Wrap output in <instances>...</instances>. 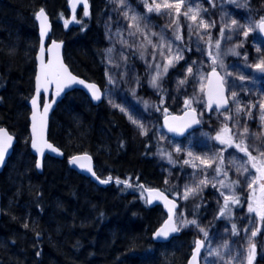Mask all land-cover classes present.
Instances as JSON below:
<instances>
[{
	"label": "trees",
	"instance_id": "16d2710c",
	"mask_svg": "<svg viewBox=\"0 0 264 264\" xmlns=\"http://www.w3.org/2000/svg\"><path fill=\"white\" fill-rule=\"evenodd\" d=\"M68 1L0 0V128L17 138L0 175V264H186L197 231L155 242L153 235L166 213L160 206L149 207L145 196V189L163 185L157 165L170 158L151 155L157 148L153 133L134 138L121 113L106 104L93 106L81 91H73L55 110L49 139L66 153L91 154L99 176L116 177L130 187H100L64 160L50 157L43 174L37 172L30 149L29 101L40 46V8L51 16L52 38L65 42L71 70L101 86L105 82L102 21L109 3L90 0L91 15L81 12L71 24ZM210 4L216 7L217 2ZM137 64L139 95L149 96L145 73ZM205 126L216 134L222 130L213 122Z\"/></svg>",
	"mask_w": 264,
	"mask_h": 264
},
{
	"label": "rangeland",
	"instance_id": "374dc122",
	"mask_svg": "<svg viewBox=\"0 0 264 264\" xmlns=\"http://www.w3.org/2000/svg\"><path fill=\"white\" fill-rule=\"evenodd\" d=\"M107 1L109 3V10L103 16L102 21L103 33L106 40L103 50L104 72L106 76L104 82L106 102L126 117L132 126L135 137L143 135L141 134V129L132 123L133 119L143 124L147 132L149 130H156L157 136L162 141H165L168 135L162 129V119L159 117L161 110L165 106H170L177 109V111H181L186 99L193 101L192 107L201 113L202 126L190 134L185 139L183 145L184 149L188 148V145L191 147L192 144L200 143L203 145L202 151L200 148L191 150L193 156H189V152L187 153V161L190 162V165L199 163V167L194 168V170L188 168L187 172L186 167L183 166L185 170L182 171L181 176L179 174L172 176L170 170L171 166H173L172 163L166 159L162 160V166L168 175L167 189L172 191V188L178 185L182 190L181 197L183 203L177 217V222L181 219L188 221L196 220V225L189 224L185 227L197 229L201 238H204V235L199 231V228L202 227L207 231L208 236L205 240L207 243L202 255V264H226V261L231 257H236L232 261V264H246L244 257L247 255V237L256 226V217L254 214H249L247 210L249 203L248 195L250 194L247 182L252 176L256 175V172L247 162L248 159L243 154H238L236 148L228 147L226 150L223 147L215 145L214 137L217 135L216 131L209 130L205 124L209 125L213 122L217 126H221L222 129L227 126L234 133V137L238 136L244 125H247L249 127L247 143L250 150L256 147L264 149V137L257 140L255 135H253L264 131L261 128L259 120V104L264 103V73L252 67V65L264 59V38L258 29L250 31L247 38L243 36V31L249 25H255L262 18H258V14H264V0H214V2H217L216 7H213L209 0H186L185 8L189 5L194 9L198 7L200 9L198 20L203 18L207 23H214V27L208 30L199 29L200 35L205 37V39L201 40L196 35L195 28H193L192 34H189V25L192 22L186 20L181 15L179 19L181 25L180 34L183 36L182 41L176 39L175 25L172 24V17L167 15L168 10H162L160 14L156 12L150 13L145 7L144 0H125L124 7H120L114 0ZM250 6H253L256 12L248 8ZM126 9H130L129 15L137 14L145 18L140 21V24L142 28L147 25L145 35L153 43H159L160 37L163 36L165 42H171L173 51L177 48L182 50L183 59L176 63L174 67L168 69L167 74L159 81V88H153L149 83L151 77L155 75V68H149L148 65H155L156 63L165 64L167 61L160 57L158 51L156 52V59L153 61L152 53L154 50L147 43L144 36L140 33L134 36L129 35L135 29L128 27L131 21L127 20L123 15ZM233 19L237 21V25L232 26L231 31L225 28V38L221 39L220 29L226 24L231 26ZM240 25H244L245 27L241 28ZM152 33H156L157 35L153 36ZM209 35L212 38L211 47L207 42ZM229 36L231 39H227ZM216 40L220 41V54L217 63L213 65L209 51L213 55L216 54L214 47ZM123 41L127 43H123ZM237 45L242 46L237 47ZM231 48H235L239 55L231 54L228 51ZM109 49H112V51L109 52ZM142 51L145 52L143 59L140 56ZM166 51L167 49L165 48ZM137 62H139L145 73L147 90L150 93L149 96L139 95L142 85L141 72ZM188 67H192L193 75L187 73ZM213 67L219 70L224 77V84L231 108L220 113L213 110L209 117L206 118L204 115L206 111L204 90L208 73ZM240 77H244V79H240ZM185 79L186 83L180 85L179 81ZM202 86L203 91L201 90ZM232 92L237 93L235 98L231 96ZM253 105L255 107H252ZM237 106L241 107L244 111L237 113ZM121 108L125 111H121ZM249 111L252 113L251 118L246 114ZM226 116L230 117V119H225ZM179 149L181 150V148ZM221 152L224 159L223 167L227 171V175H234L240 180L244 188V194H248L246 195L247 204L242 202L235 209V212L233 209L230 216L225 215L223 217L219 215L224 203L221 192L223 191L225 195H231L232 193L229 189L220 188L218 182L224 180L226 183V176H216L214 171L216 165L207 168L201 165L199 160L193 158L196 156L212 157ZM252 153L256 154L255 156L259 155V152L255 150ZM233 160L235 161L234 164L232 163ZM240 165L247 167L249 171L242 174L237 170ZM205 178L209 181L215 180L216 187H213L210 182L207 186H201V192L189 196L185 200L183 198L185 186L193 187L199 183L200 179ZM181 179L184 180L182 181ZM210 189L215 194L212 199L213 201L209 203L210 212L206 213L205 210L202 213L200 209L202 206L206 208L205 197ZM228 223L237 224L238 235L232 234ZM226 224L227 229H225ZM221 227L225 230L224 232L219 230ZM214 228L218 229V236L214 234ZM245 229L249 231L245 232ZM229 234H232V237ZM254 242L258 246L256 264H264V225L261 226V231L254 238ZM224 243L228 244L227 249L222 247ZM217 249L221 252L223 259L216 255H209L210 251Z\"/></svg>",
	"mask_w": 264,
	"mask_h": 264
},
{
	"label": "snow or ice",
	"instance_id": "6c2138e0",
	"mask_svg": "<svg viewBox=\"0 0 264 264\" xmlns=\"http://www.w3.org/2000/svg\"><path fill=\"white\" fill-rule=\"evenodd\" d=\"M70 4L73 6V10L75 9L76 5L78 3H83L84 5V15L87 16L89 15L88 12V4L86 0H69ZM114 2H117L120 7L125 6V0H114ZM211 2V0H209ZM145 7L147 8L148 12H156L157 14H160L162 10H168L167 15L172 17V24L175 25V35L177 40H183V36L180 34V16L183 15L186 20H190L192 23L189 25V34L191 35L193 32V28L196 29V35L199 37V39L203 40L205 39L204 36L200 35L199 29L203 28L204 30H208L211 27H214V23H207L204 21L203 18H200L198 20V17L200 16V9L193 8L192 6H187L186 8L184 7L186 0H144ZM183 8V11H182ZM174 10V11H173ZM130 9H126L123 12L124 17L131 21V23L128 25L129 28L135 29V31L130 32L129 35H136L137 33H140L141 35L144 36L145 40H147V43L151 45L153 48V53H152V59L155 61L156 59V52H159V55L161 58L167 61L165 64H160L156 63L155 65L149 64V68H155V75H153L149 81L150 85L153 88H159L160 84L159 81L163 78L164 75L167 74L168 69L170 67H174L176 63H178L180 60L183 59V54L182 50L177 48L175 51H173V47L171 42H165L163 36L160 37L159 43H153L151 39L148 38L147 35H145V29L147 25H145L144 28L141 27L140 21L142 19H145L144 17H141L137 14H132L129 15ZM75 17H73L74 19ZM37 19L41 20V37L43 38L44 35L46 34V27H45V22L47 21V16L44 12L43 9L40 10V12L37 14ZM67 21L65 22V26H67ZM237 21L233 19L231 21V26L230 25H224L220 29V38L223 39L225 38V28H228L229 31H231L232 26H236ZM241 28H244V25H240ZM258 29L259 32L264 33V17H262L255 25H249L244 31H243V36L247 38L249 35L250 31ZM153 36L157 35L156 33H152ZM227 39H231V37H227ZM207 42L209 43L210 47L212 45V38L209 35L207 38ZM123 43H127L126 41H123ZM242 45H237V47H240ZM60 45L53 43L52 47L48 49V51L51 53L53 52L54 49H58ZM216 49V54L213 55L211 51H209V56L212 59L213 65H215L219 59V50H220V41L216 40L215 45ZM165 48L167 51L165 52ZM112 49H109V52H111ZM146 51V49H145ZM231 54L234 55H239L238 52H236L235 48H231L228 50ZM259 51V49H257ZM43 54H44V49L41 47V72L37 76V96H39L40 88L42 86H45V91H47L46 85L51 84V83H56L57 86V95L60 94V91L63 90V87L67 86L70 83H80L84 84V81L78 80L75 76H73L71 73L68 72V69L66 66H64L62 63H58V67H54L52 61H49L47 65H45L44 60H43ZM145 52L142 51L140 53L141 59L144 58ZM247 59V57H245ZM255 69L259 70L260 72L264 73V59H261L258 63L255 65H252ZM187 73L189 75H193V69L192 67L187 68ZM213 76H216L217 79L219 80V94L218 98L214 101L213 100V91L210 89L208 93V108H212V104L215 102L217 104V107L219 108L223 104H226V100L223 97V91H224V81L222 78L219 77L218 73L216 72L215 67L212 69V74ZM240 79H244V77H240ZM186 83L185 80L179 81L180 85H183ZM211 83V81H209ZM85 87L89 89V91L92 94L93 99L99 100L101 98V93L100 89L96 87L94 84H86ZM201 90L203 91V86L201 87ZM237 95L236 92H232L231 96L235 98ZM192 100L186 99L184 101L185 108L190 109V112L193 116V119L191 122H186L185 117L189 115V111H186L183 117H172L171 119L173 121H180L182 123L176 124V125H169V131L173 132H178V133H183L184 129L186 127H190L191 123H199V120L195 119V109L191 108ZM33 104V133H34V139L32 142V147L37 150V152H41V147L37 143V136H40L42 139V130L44 123L46 121V116L48 109L50 107L49 104H45L44 107V113L40 117V133L37 132V100L34 98L32 100ZM252 107H255L253 105ZM121 111H125L123 108L120 109ZM259 110H260V115H259V120L261 122V128L264 129V103L259 104ZM244 111L241 107L237 106L236 112L240 113ZM250 118L252 116V113L249 111L246 113ZM132 119L131 117H129ZM225 119H230V117L226 116ZM132 123L136 124L137 127L141 129V134L146 135L147 134V129L144 127L143 124H140L137 120H132ZM255 135V138L257 140H260L262 137H264V131L260 133L253 134ZM249 136V127L247 125H244L242 127V130L239 132L238 136H233L231 135V129H229L227 126H225L217 135L214 137V139L220 143L221 145H225L227 147H235L239 152L243 153L245 156H247L248 160L247 162L251 165L253 169H255L256 175L252 176L251 179L247 182L248 189L250 191V196H249V203H248V212L249 214H254L256 217L255 224L256 226L250 231V235L247 237V244L248 247L246 249L247 255L244 257L246 260V264H253V261L256 256V244L254 242V238L257 237V235L261 231V226L264 225V149H260L258 147L253 148L250 150L249 144L247 143V138ZM11 142H12V137L3 129H0V165L3 164L5 155L8 152V149L11 147ZM48 148H50L52 151H56L55 148H52V146L49 144L47 145ZM255 150L259 152L258 156H253L252 151ZM177 152L180 151L179 148L176 149ZM189 156H193L191 152L188 153ZM81 157H75L72 160V163H77L78 160H80ZM84 159H90L88 157H84ZM195 160H199L200 164L203 165L204 167L211 168L213 165H216L214 168V171L216 173V176H227V171L223 167L224 165V159H223V154L222 152L216 155H213L212 157H199L196 156L194 157ZM185 164L190 163L189 161H184ZM232 163L234 164L235 161L233 160ZM196 165L193 164V167ZM37 167H41L40 163H37ZM81 167H84L81 165ZM237 170L239 172L247 173L249 170L247 167L240 165L238 166ZM87 171L92 172V175L95 176V172L92 171V168L89 166L87 168ZM206 175V174H205ZM112 180L111 177H109L107 180H100L101 184H106L109 183ZM212 183L213 187H216V182L215 180L209 181L208 179H200L199 183L196 184L193 187H188L185 186V192L183 198L187 200L189 196L196 195L199 192L202 191L201 186H207L209 183ZM117 184L124 183L126 187H130L131 185L128 184L127 181H120L119 179L116 180ZM220 188L222 189H229L231 191V195H225V193L222 191L221 196L224 198V203L220 209L219 215L221 217L228 215H231V206L233 205H239L240 199L239 197L235 194L234 187L239 184V181H231L230 183H225L224 180H220L219 182ZM142 187V186H141ZM151 192V190H146ZM157 196H160L159 193L156 194ZM165 200L166 206L168 204H171L172 207L168 209L169 211V217L168 221L165 223V225L158 230L155 233V236L157 238L163 237L167 238L169 235V232H176L179 231L181 227H185L189 224L196 225L197 221L196 220H191L188 221L186 219H181L178 223L173 221V209L176 207L175 203L172 201H168L166 197H162ZM148 203H151V200L147 201ZM198 226V225H197ZM27 227V225H25ZM199 227V226H198ZM199 231L203 233L204 235V240L197 239L195 241V247L193 250V254L191 257V260L189 261V264H199V258H200V252L201 249L205 247V240L207 239L208 233L204 228H199ZM245 232H248V229L244 230ZM232 234L233 235H238L239 232L237 230V226L235 223L232 224ZM224 249L228 248V244L224 243L222 245ZM209 255H216L223 259V256L219 249L217 250H212L209 252ZM236 257H231L228 261H226V264H232V261L235 260Z\"/></svg>",
	"mask_w": 264,
	"mask_h": 264
},
{
	"label": "water",
	"instance_id": "95a60500",
	"mask_svg": "<svg viewBox=\"0 0 264 264\" xmlns=\"http://www.w3.org/2000/svg\"><path fill=\"white\" fill-rule=\"evenodd\" d=\"M86 2L88 4V12H89V15H90L91 14L90 2H89V0H86ZM80 8L84 9L83 3H78L74 10H73L72 4H70V2L68 3V9H69V12H70V15H71V22H74L75 18L73 19V17H76V14H77V12H78V10ZM43 10H44V12H45V14L47 16V21L45 22V27H46L47 31H46V34L44 35L43 38L41 37V20L37 19V14L40 12V10L36 13V22L38 24L39 39H40V47H39V50H38L37 56H36V63H37L36 78L41 72V59H40V57H41V47H43V49H44L43 60H44L45 65H47L49 61H52L53 66L54 67H58V63H57V61H58L59 63H62L64 66H66L67 69H68V72L71 73L73 76H75L78 80L84 81V84L70 83L67 86L63 87V90L60 91L59 95H57L56 94L57 93L56 83H51V84L46 85L47 91H45V86H42L40 88L39 96H37V79L35 78L34 95H33L32 99H31V101L29 103V107L31 109L29 132H30V136H31L30 149H31L32 154L36 158V169H37V172L39 174H43V172H44V162H45V159L48 156L56 158V159H63L64 158V153L62 152V150L59 149L57 146H55L52 142H50V140H49V130H50V118H51V115L54 112V110L56 109L58 103L63 100L65 95L68 94L69 92L73 91V90L78 89V90L83 91L93 101V103L95 105H100L102 103V101L104 100V93H103V91L101 89V86L98 83L89 82V81H86L85 79L77 76L76 74H74L71 71L70 67L66 64L65 59H64V46L65 45H64L63 42H59V41H56L54 39H52V40L50 39L51 35L53 33V23H52L51 16L48 13V11H46L45 9H43ZM89 15H87V16H89ZM261 35L264 38V33H261ZM53 43H56V44L60 45V47L58 49H54L53 52L50 53L48 51V49L52 47ZM216 72L218 73L219 77L222 78L223 81H224V77H223L222 73L219 70H216ZM211 74H212V70L208 73V78H207L205 91H204L206 104H208V93H209L210 89L213 91V100L214 101L218 98V94H219V80L217 79L216 76H213ZM209 81H211V83H209ZM86 84H94V85H96V87L98 89H100L101 98L99 100L93 99L91 92L89 91V89L87 87H85ZM42 95H44L46 97V100L44 102V106L43 107H41V102H40V99H41ZM50 96L52 97V99L49 101ZM223 97L226 100V104H223L222 106H220L218 108L217 104L214 102L212 104V108L211 109H209L208 106H207L208 113L213 111V110H216L218 112H222V111H225V110L229 109L230 103H229V100H228V97H227L225 84H224ZM34 98L37 100V109H36L37 120H36V124H37V132L38 133H40V131H41V129H40V117L44 113L45 104H49L50 105V107L48 109V112H47L46 121L44 123L43 130H42V139L40 138V136L36 137L37 143L41 147V150H42V153H43L42 155H41V152H37V150L32 147V142H33V139H34L33 119H32L33 110L34 109H33L32 100ZM186 111H189V115L187 117H185V121L186 122H191V120L193 119V116H192V114L190 112V109H186L180 115L170 114V115H167L164 118L163 127H164V130L168 134L172 135L173 137L182 139V138L186 137L188 134H190V133L194 132L195 130L201 128L202 123H201V120H200V114L198 113V111H195V119L199 120V123H191V126L190 127H186L182 134L178 133V132L169 131V127H168L169 125H176V124L182 123L180 121H173L171 118L172 117H183ZM0 129L5 130L12 137L11 147L8 149V152L5 155V159H4L3 164L0 165V175H1L3 173V171H4V169L6 168V166L8 164V161H9V159L11 158V156H12V154L14 152V147H15V145L17 143V140H16L15 136H13L8 131V129H6V128H0ZM49 144L52 146V148H55L56 151H52L50 148H48L47 145H49ZM85 156L90 158V159H84ZM75 157H81V159L78 160L77 163H72V160ZM37 163H40L41 167H37ZM69 164L75 171L87 176L88 178H91V180L93 182H95L100 187H108V186H110L112 184L111 181L109 183H106V184H101L100 183V180H104V179H101L97 175V173L95 171L94 160H93L92 156L89 155V154H80V155L74 156V157L70 158ZM81 165H83L84 167H81ZM89 166L92 168V171L95 172V176L92 175V172L87 171V168ZM146 190H151V192L146 191ZM146 190H145V193H146V196H147V201L151 200V203H148V205L150 207H154V206L160 205V206L163 207V209L167 213L166 220L164 221V223L162 224V226L158 230H160L165 225V223L168 221V217H169L168 209L172 207L171 204H168L166 206L165 200L162 197H166L168 201H172V202L175 203L176 207L173 209V213H174L173 221L175 222L176 211H177V209L179 207L178 202L176 200L172 199V198H169L161 189L152 188V189H146ZM157 193H159L160 196H157L156 195ZM1 199H2V196H1V192H0V218H1ZM155 233L153 235V240L155 242H168L173 237L177 236L179 234V231L169 232V235H168L167 238H163V237L157 238L155 236ZM202 249H201V252H202ZM201 252H200V256H201ZM192 254H193V252H192ZM256 254H257V252H256ZM191 257H190L189 261L191 260ZM255 260H256V256H255V259L253 261V264L255 263ZM189 261H188L187 264H189ZM199 264H200V258H199Z\"/></svg>",
	"mask_w": 264,
	"mask_h": 264
},
{
	"label": "flooded vegetation",
	"instance_id": "af4514ba",
	"mask_svg": "<svg viewBox=\"0 0 264 264\" xmlns=\"http://www.w3.org/2000/svg\"><path fill=\"white\" fill-rule=\"evenodd\" d=\"M69 2V1H68ZM69 11V10H68ZM81 12H83L84 13V9L83 8H80L79 10H78V13H77V16H76V19H77V17H78V15H79V13H81ZM70 17V16H69ZM76 19L74 20V22L73 23H75V21H76ZM71 23V22H70ZM52 39H54V40H56V41H59V42H63V41H60V40H57V39H55V38H52ZM51 39V40H52ZM64 43V45H65V42H63ZM64 50H65V46H64ZM64 59H65V56H64ZM65 62H66V59H65ZM67 64V63H66ZM68 65V64H67ZM71 69V68H70ZM36 71H37V69H36ZM72 71V70H71ZM73 72V71H72ZM74 73V72H73ZM75 74V73H74ZM78 76V75H77ZM80 77V76H79ZM35 78H36V75H35ZM82 78V77H81ZM104 78H105V80H106V76H105V72H104ZM84 79V78H83ZM86 81H88V80H86ZM89 82H93V81H89ZM95 83H97V82H95ZM99 84V83H98ZM100 85V84H99ZM101 86V85H100ZM206 86V85H205ZM101 89H102V91H103V93H104V100L102 101V103L100 104V105H102V104H106L109 108H111V109H113V110H115L111 105H109L107 102H106V93H105V85H102L101 86ZM34 90H35V79H34ZM73 91H81V90H78V89H76V90H73ZM73 91H71V92H69L68 94H70V93H72ZM205 91V90H204ZM86 97H87V99L91 102V104L93 105V106H100V105H95L94 103H93V101L83 92V91H81ZM226 93H227V89H226ZM68 94H66L65 95V97L68 95ZM33 95H34V91H33ZM204 96H205V93H204ZM33 97V96H32ZM64 97V98H65ZM227 97H228V95H227ZM63 98V99H64ZM32 99V98H31ZM30 99V100H31ZM52 99V97L50 96V98H49V101ZM45 100H46V97L44 96V95H42L41 96V99H40V102H41V107H43L44 106V102H45ZM228 100H229V98H228ZM63 101V100H62ZM61 101V102H62ZM30 102V101H29ZM61 102H59L58 103V105L61 103ZM205 102H206V100H205ZM229 103H230V101H229ZM58 105H57V107H58ZM57 107H56V109H57ZM191 108H193L192 107V105L190 106ZM231 108V103H230V107H229V109ZM29 109H30V107H29ZM55 109V110H56ZM194 109V108H193ZM55 110H54V112H55ZM186 110V108H185V104H183V106H182V108H181V111H177V109H174L173 107L171 108L170 106H165L162 110H161V115L159 116L162 120H161V122H162V129H163V131L166 133V135H168L167 136V139L165 140V141H162L158 136H157V133H156V130H149L148 132H147V134L146 135H143V136H137V137H135V138H142V139H146L147 138V136L148 135H150V133H153V136H154V140L153 141H155L156 143H157V148L155 149V153H153V154H151V155H153V156H157V153H159L158 154V156L159 155H161V154H164V155H167L170 159H169V162H171L172 163V165L173 166H171V175L172 176H174V175H177V174H179L180 176L182 175V171L183 170H187V172H188V168L189 169H191V170H194V168H198L199 167V163H193V164H195L196 166L195 167H193V164L192 165H190V163H188V164H185L184 163V161L185 160H188V158H187V153L188 152H191V150H194V149H198V148H200L201 149V151H202V148H204L203 147V145L202 144H200V143H198V144H192L191 145V147L188 145L187 147L188 148H186V149H184L185 147H184V142H185V139H187V137L190 135V134H192V133H194V132H192V133H190V134H188L186 137H184V138H182V139H179V138H176V137H173L172 135H170V134H168L165 130H164V127H163V120H164V118L167 116V115H170V114H177V115H180V114H182L184 111ZM115 111H117V112H119L118 110H115ZM54 112L52 113V115H51V118H50V126H51V119H52V116H53V114H54ZM212 112V111H211ZM211 112H209L208 113V111H207V104H206V111L204 112V115H206L207 117H209V115H210V113ZM218 112V111H217ZM120 113V112H119ZM199 114H201L200 112H198ZM218 113H220V112H218ZM122 114V113H121ZM30 115H31V109H30ZM123 115V114H122ZM201 116V115H200ZM127 120V119H126ZM201 120V119H200ZM29 122H30V117H29ZM127 122L129 123V121L127 120ZM130 124V123H129ZM2 128H5V127H2ZM131 128H132V126H131ZM7 129V128H6ZM200 129V128H199ZM9 131V130H8ZM10 132V131H9ZM49 132H50V130H49ZM133 134H134V132H133ZM13 135V134H12ZM231 135H233L234 136V133L233 132H231ZM236 135V134H235ZM14 136V135H13ZM31 137V136H30ZM16 138V137H15ZM16 140H17V138H16ZM50 140V139H49ZM170 140V141H169ZM51 142V141H50ZM214 143H215V145H217V146H220V147H223L224 149H228V147L227 146H225V145H221L220 143H218L215 139H214ZM17 144V143H16ZM54 144V143H53ZM30 145H31V141H30ZM55 145V144H54ZM185 145H187V144H185ZM16 146V145H15ZM56 146V145H55ZM178 146H179V148H181V150L179 151V152H177L176 151V149L178 148ZM158 147H159V150H158ZM15 148V147H14ZM59 148V147H58ZM232 148H234V147H232ZM60 149V148H59ZM147 149H149V147L148 148H146L145 149V151L147 150ZM62 150V149H61ZM62 152L64 153V158L63 159H58V160H61V161H65L66 162V164L71 168V169H73L71 166H70V164H69V160H70V158H72V157H74V156H77V155H80V154H89V153H75V154H70V153H66L64 150H62ZM238 154H243V153H241V152H239L238 151ZM89 155H91V154H89ZM244 155V154H243ZM252 155H256V154H254V153H252ZM92 156V155H91ZM196 156V155H195ZM245 156V155H244ZM48 157H50V156H48ZM47 157V158H48ZM159 157H161V156H159ZM246 158H247V156H245ZM46 158V159H47ZM50 158H53V157H50ZM92 158H93V156H92ZM194 158V157H193ZM45 159V160H46ZM54 159H56V158H54ZM248 159V158H247ZM93 160H94V158H93ZM94 163H95V160H94ZM183 166H185L186 168L184 169L183 168ZM157 167H158V170H159V173H160V175L162 176L161 178H160V181L161 182H163V185L161 186V188H158V189H161L169 198H172V199H174V200H176L177 202H178V204H179V207H178V209H177V211H176V217H175V222L176 223H178L177 222V217H178V215H179V211H180V209H182V203H183V200H182V197H181V195H182V190H181V187L180 186H178L177 185V187H173L172 188V191H169L168 189H167V182H168V175H167V171L165 170V168L162 166V159H160L159 160V162H158V165H157ZM173 167V168H172ZM74 170V169H73ZM75 171V170H74ZM95 171H96V164H95ZM77 172V171H76ZM78 173V172H77ZM97 173V172H96ZM79 174H81V173H79ZM97 175H98V173H97ZM99 176V175H98ZM109 177H111V176H104V177H102V179H104V180H107ZM112 178V180H111V182H112V184L111 185H113V184H117L116 183V180L118 179V178H116V177H111ZM226 183H230L231 181H239V184L237 185V186H235L234 187V191H235V194L239 197V199H240V203H239V205L243 202V203H245V204H247V196L246 195H248V194H244L245 192H244V188H243V185H242V183L240 182V180H238L234 175H227L226 177ZM182 180V179H181ZM184 180V179H183ZM182 180V181H183ZM152 189V188H151ZM146 190V189H145ZM145 196H146V194H145ZM214 196H215V194H213V191L210 189V191H208L207 192V196L205 197V201H206V208L205 207H201V211H202V213H204V211L206 210V213H209L210 211H209V203L211 202V201H213L212 199L214 198ZM248 196H250V194L248 195ZM146 199H147V197H146ZM245 201V202H244ZM147 204H148V202H147ZM222 204V203H221ZM223 205V204H222ZM239 205H233V206H231V212H233V209H234V212H235V209L236 208H238V206ZM157 206H160V205H157ZM160 207H162V206H160ZM162 209H163V207H162ZM164 210V209H163ZM164 212H165V210H164ZM166 213V212H165ZM205 213V214H206ZM166 218H167V213H166ZM166 218H165V220H166ZM164 220V221H165ZM164 223V222H163ZM162 223V224H163ZM162 226V225H161ZM160 226V227H161ZM226 226H227V224L225 225V229H227L226 228ZM236 226H237V224H236ZM159 227V228H160ZM228 227H229V229H231L232 230V224H229L228 223ZM158 228V229H159ZM216 228V227H215ZM214 228V234L215 235H217L218 236V229H215ZM157 229V230H158ZM156 230V231H157ZM197 231V229H195V228H190V227H181L180 228V230H179V234L177 235V236H175V237H173L170 241H172L174 238H177V237H180L181 235H182V233L184 232V231ZM219 230H222L223 232L225 231L222 227L219 229ZM215 231H217V232H215ZM220 232V231H219ZM197 233H198V237H196V238H192V244H191V247H192V250H191V254H190V256H189V258H188V261H189V259H190V257L192 256V252H193V249H194V247H195V241L197 240V239H201V240H204V238H201V235H200V233L197 231ZM232 235V234H231ZM230 234H229V236H231ZM228 236V237H229ZM232 237V236H231ZM170 241H168V242H170ZM160 243H167V242H160ZM206 243H207V241H205V247H206ZM205 247L202 249V252H201V256H200V264H202V255H203V253H204V251H205ZM256 252L258 253V246L256 245ZM256 260H257V254H256ZM256 260H255V263L254 264H256ZM188 261H187V263H188ZM186 263V264H187Z\"/></svg>",
	"mask_w": 264,
	"mask_h": 264
},
{
	"label": "bare ground",
	"instance_id": "6f19581e",
	"mask_svg": "<svg viewBox=\"0 0 264 264\" xmlns=\"http://www.w3.org/2000/svg\"><path fill=\"white\" fill-rule=\"evenodd\" d=\"M41 9H45V8H40V10H41ZM45 10H46V9H45ZM46 11H47V10H46ZM99 177L102 179V177H101V176H99Z\"/></svg>",
	"mask_w": 264,
	"mask_h": 264
}]
</instances>
